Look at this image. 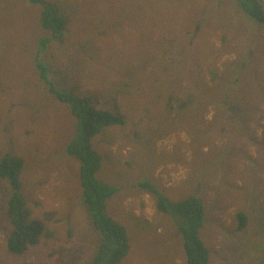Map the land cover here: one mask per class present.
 <instances>
[{
  "label": "rangeland",
  "instance_id": "1",
  "mask_svg": "<svg viewBox=\"0 0 264 264\" xmlns=\"http://www.w3.org/2000/svg\"><path fill=\"white\" fill-rule=\"evenodd\" d=\"M136 1L55 0L68 24L62 38L42 53L58 90L72 91L91 107L124 114V123L92 137L101 156L97 175L116 188L105 200V211L125 227L129 242L117 264H187L180 218L158 210L159 196L170 202L200 198L199 235L208 264H264V22L247 16L236 0ZM12 3L14 8L2 12L15 27L0 33L5 38L0 44V161L6 155L22 159L18 192L26 219L41 221L45 230L25 252L7 249L13 190L0 178V264H92L102 234L83 203L79 162L66 153L77 121L69 104L28 66L31 38L48 35L36 20L40 6ZM247 42L253 55L247 63L255 77L248 73L237 95L247 102L246 113L258 118L247 133L233 125L210 131V103L206 113L189 122V114L178 112L168 95L150 89L144 77L136 89L131 88L134 80L127 81L130 91L123 95V54L146 71L164 75L162 67L171 68L169 78L178 76L177 87L184 88L193 78L191 69L201 67L194 79L208 84V67L222 72ZM209 45L221 49L205 59L203 49ZM138 63L124 68L137 73ZM166 85L159 87L167 91Z\"/></svg>",
  "mask_w": 264,
  "mask_h": 264
},
{
  "label": "trees",
  "instance_id": "2",
  "mask_svg": "<svg viewBox=\"0 0 264 264\" xmlns=\"http://www.w3.org/2000/svg\"><path fill=\"white\" fill-rule=\"evenodd\" d=\"M12 1L0 0V33L2 31L9 32L15 27V22L8 16V13L3 15L2 12L4 9L9 10V7L14 8L16 6ZM23 1L34 7L36 5L40 6V10L36 14V20L39 22L40 27L48 32V35L35 34L31 38L34 47L29 49L31 63L28 66L31 65L34 69L32 73L40 83H42L41 80L44 82L48 90L58 100L69 104L71 113L77 121L78 132L67 143L66 153L79 162V181L80 186L83 188V203L91 213L94 228L99 229L102 234L92 264H117L126 255L129 242L125 227L105 211V200L112 196L116 188L101 181L97 175L101 164V156L93 145L92 137L104 127L124 123V114L122 117L118 113L91 107L87 99L74 94L72 91L58 90L49 78L48 62L44 60L42 53L47 49L50 42L62 38L68 19L61 9L62 7L55 0ZM127 1L137 2L136 0ZM125 2L126 0H123V3ZM236 2L247 16L259 23L264 22L262 0H236ZM22 25L23 28L28 27L26 24L22 23ZM4 39L0 38V44L4 43ZM5 45L7 48L6 42ZM248 45L250 44L247 42L245 46L241 47L240 45L238 47L237 58L230 62V66L225 63L222 72L209 66L207 70L211 79L208 84L207 82H197L194 79L201 67L191 69L193 78L187 79L189 84L184 88L177 87L175 79L178 76L169 78L173 73L171 68L167 70V66L162 67L164 75L151 70L146 71L147 68L139 64L135 58H127L123 54L124 67L128 66L126 64L135 62L141 66L137 73L123 67V78L126 81L123 86V95L127 96L130 91V89L128 90L127 81L134 80L131 88L136 89L139 87L142 77H144L149 88L154 89L158 95H161L160 97H163L164 94L168 95L169 101L175 103L178 112L186 111L185 113L189 114V122H196L200 114L206 113L208 110L207 103H210L214 107V117L211 122L206 124V127L211 128L210 131L216 127L225 129L227 126L233 125L247 133L251 130V124L258 119L246 113L247 102L243 103V100L237 95V93L244 91L241 81L248 78V73L250 76L255 77L253 65L251 67L247 63L253 56ZM220 49L209 45L206 50L203 49L205 59ZM258 53V51L253 50L254 55ZM199 54L201 55L200 51ZM135 57H141V53H136ZM178 71L180 72V70ZM161 82L167 84V91H163L162 87H159ZM207 99L209 102H207ZM22 166V159L12 155L4 156L0 161V178L7 179L13 190L7 204V216L12 228L7 237L6 247L14 253L25 252L29 246L37 244L39 236L45 230V226L41 221L33 220L29 222L26 219L27 210L24 197L18 192L20 189L19 174ZM143 184L154 195L159 194L149 182ZM156 204L160 212H174L179 216L180 223L177 229L183 240L187 264H208V250L199 235L204 220V209L200 198L191 196L181 201L170 202L166 197L159 196ZM238 218L241 224L245 222L242 213H238Z\"/></svg>",
  "mask_w": 264,
  "mask_h": 264
}]
</instances>
